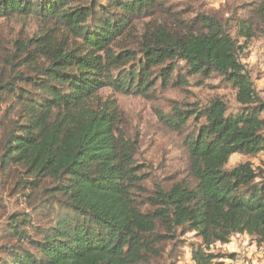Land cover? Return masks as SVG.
Listing matches in <instances>:
<instances>
[{
	"label": "trees",
	"instance_id": "obj_1",
	"mask_svg": "<svg viewBox=\"0 0 264 264\" xmlns=\"http://www.w3.org/2000/svg\"><path fill=\"white\" fill-rule=\"evenodd\" d=\"M184 10L162 0H0V20L42 18L0 45V169L33 211L8 226L0 264H159L188 233L200 240L195 264H224L210 248L236 235L264 245V170L227 168L236 154L264 153V101L228 25ZM214 75L239 111L216 97L160 116L183 137L187 175L150 191L138 141L99 92L148 97Z\"/></svg>",
	"mask_w": 264,
	"mask_h": 264
},
{
	"label": "rangeland",
	"instance_id": "obj_2",
	"mask_svg": "<svg viewBox=\"0 0 264 264\" xmlns=\"http://www.w3.org/2000/svg\"><path fill=\"white\" fill-rule=\"evenodd\" d=\"M104 2L105 0H95ZM264 0H162L165 6L172 7L176 12L184 10L185 18H193L199 13H216L240 46V60L245 66L255 89L264 101V14L257 16L256 8ZM254 10V11H251ZM175 12V13H176ZM42 18L32 19L11 18L0 20V45L8 43L24 32L32 33L39 26ZM149 20H146L148 22ZM251 27L250 37H243L239 31L241 22ZM136 31H133L135 33ZM179 68H185L179 63ZM190 85L184 88L164 87L157 85L148 97L122 94L112 88H105L99 95L105 99L116 100L124 114V129L128 136L136 138L139 151L137 160L146 167L148 173L146 187L152 191L156 184H170L184 178L186 174V153L183 137L170 130L160 116L168 115L176 106L198 104L208 105L209 101L221 97L227 105L228 114L239 111L236 92L229 86L220 83L218 76L208 79H189ZM245 162H251L254 168L264 170V153L256 157L236 154L231 157L227 168L232 169ZM28 192H23L16 184L13 174H6L0 169V260L5 245L3 236L8 226L15 219H25L32 214L31 199ZM178 249L173 256L165 253L159 264H195L191 259V246L200 244L194 233L179 236ZM167 252L171 245L167 246ZM215 254L227 256L222 259L224 264H264V245L257 246L246 235H236L227 245L216 244L210 248ZM235 254V259L228 256ZM3 258V257H2Z\"/></svg>",
	"mask_w": 264,
	"mask_h": 264
}]
</instances>
